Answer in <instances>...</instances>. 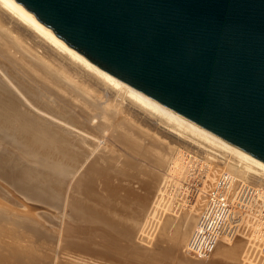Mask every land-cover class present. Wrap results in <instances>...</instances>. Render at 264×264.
Segmentation results:
<instances>
[{"label":"bare ground","instance_id":"1","mask_svg":"<svg viewBox=\"0 0 264 264\" xmlns=\"http://www.w3.org/2000/svg\"><path fill=\"white\" fill-rule=\"evenodd\" d=\"M145 125L205 151L204 193L216 186L219 172L212 167L220 158L226 173L264 190V167L148 104L0 0V264H30L20 239L55 240L48 263L70 264V246L112 249L111 257L125 249L134 230L141 239L155 222L158 226L167 177L149 164L180 168L174 157L180 149L165 146ZM106 134L142 157V176L149 181L140 174L120 176L107 167L105 156L94 157L96 142ZM147 138L150 146L143 142ZM133 181L145 195L134 192ZM203 195L178 225L172 215L164 221L162 235L173 226L177 247L188 242L206 202ZM59 214L74 217L70 228ZM239 237L222 239L213 255L236 264H264V241L252 220Z\"/></svg>","mask_w":264,"mask_h":264},{"label":"water","instance_id":"2","mask_svg":"<svg viewBox=\"0 0 264 264\" xmlns=\"http://www.w3.org/2000/svg\"><path fill=\"white\" fill-rule=\"evenodd\" d=\"M184 125L264 167V0H5Z\"/></svg>","mask_w":264,"mask_h":264},{"label":"rangeland","instance_id":"3","mask_svg":"<svg viewBox=\"0 0 264 264\" xmlns=\"http://www.w3.org/2000/svg\"><path fill=\"white\" fill-rule=\"evenodd\" d=\"M145 128L150 130L152 134L156 133L160 138L159 141L162 142L165 146L170 144L172 147L177 148V150L180 149L181 151L180 152L178 150L179 152L177 151L178 153L176 152V154H174V157L178 158V162H180V168L169 171L167 168L159 167L154 163L149 164V169L153 170L155 174L159 173L167 177V183L164 187V197L161 201V207L159 208L158 213V226H156L155 222V224L152 225L148 230L147 235L144 237L142 236L141 239L136 238L139 235L137 234V231L134 230L132 232L134 234L131 235L132 237L130 236V238L127 239L128 241L125 240V249L122 250L121 253H113V256L111 257L108 256L110 254L109 252H111L112 249H101L95 245L91 247H85L81 245L79 248L70 246L71 249L69 250V252H67L66 255L67 262L69 261L70 264H236L234 261L219 260L218 257H215L216 255H213L208 260L194 259L187 256L185 254V248L190 238L188 239V242L186 244L181 247H177L174 239L171 238V231L174 229L173 226L168 231L166 236L162 235V233H164L162 232V227L164 225V221L168 216H175L177 218L175 222L178 225V221H180L181 217L184 216V214H186L189 209H192V207L195 206L194 204L197 203L199 196L204 194V201H206L207 194H209L214 188L208 191L205 190L204 193L203 181L205 180V177H203V172L206 171L205 167L206 165H208L206 164L204 159V157L206 156L205 151L201 152L202 149L200 148L198 151V148L196 146L193 147V145L191 144L188 146L184 142H179L177 138L171 136V134L167 133L165 130V132L160 133L153 126L151 127L150 125H145ZM144 140L145 141L143 142L150 146L149 138ZM96 143L97 147L96 151L94 152V157L96 155L105 156L108 160L107 167L109 169L114 170L115 172H119L120 176L127 175V173L132 175L140 174L142 180H150V177L147 178V176H142L145 167L143 166L142 157H140L139 154L131 153L125 146L120 144L117 139L113 138L109 134H106L105 138L100 139V141ZM160 147L162 150H164V147L161 144ZM160 152L161 151H158V154ZM184 153H188L189 155H191V157L193 156L196 160V163L194 165H191L190 161L189 164H185L184 158L182 156ZM126 156H129V158H126ZM130 160H132V165L129 164ZM221 160L224 159L220 158L219 161L221 162ZM220 162H218L219 164L217 163V166L214 165V168L212 167V169H215L219 172L218 180L222 173L228 172V170L225 169L223 163ZM173 165L174 164H172L171 166ZM188 170H191V172H189L190 174H188ZM218 180L216 181V184ZM134 182L136 181H133L130 186L132 187L134 192L138 193L139 195H145V190L141 189L139 184H134ZM251 185L254 186L253 183ZM151 199L152 196L150 197V200ZM60 215L61 214H59V216ZM62 216L63 215H61L58 219L65 222L67 228H70V225L73 223L74 217L70 214H67L65 217ZM198 220L199 218H196V222L190 230V237L197 225ZM63 222H60V224ZM125 223L126 226L130 228L132 227L129 222ZM39 239L40 240L37 241L34 240L35 244L33 243V241L32 243H30L29 239H20L17 240V243L20 249H22L23 251L26 250V253H24L27 254V257L30 259V264H49L48 262L52 261L55 256L56 250L51 246V242H55V240H49L43 244H40L39 242L42 238ZM136 248H139V250L137 249V252Z\"/></svg>","mask_w":264,"mask_h":264},{"label":"built area","instance_id":"4","mask_svg":"<svg viewBox=\"0 0 264 264\" xmlns=\"http://www.w3.org/2000/svg\"><path fill=\"white\" fill-rule=\"evenodd\" d=\"M182 156L185 164L196 163L188 153ZM250 220L254 233L264 241V190L222 173L215 188L207 194L185 254L194 259H210L222 239H237Z\"/></svg>","mask_w":264,"mask_h":264},{"label":"crops","instance_id":"5","mask_svg":"<svg viewBox=\"0 0 264 264\" xmlns=\"http://www.w3.org/2000/svg\"><path fill=\"white\" fill-rule=\"evenodd\" d=\"M219 260L225 261V259L219 258Z\"/></svg>","mask_w":264,"mask_h":264}]
</instances>
